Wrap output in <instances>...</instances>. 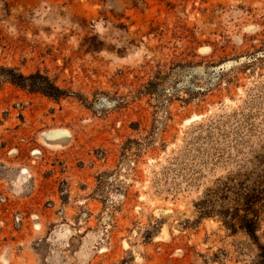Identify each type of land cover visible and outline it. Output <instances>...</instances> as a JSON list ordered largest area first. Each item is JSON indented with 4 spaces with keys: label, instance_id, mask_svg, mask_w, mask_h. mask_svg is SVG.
<instances>
[{
    "label": "rangeland",
    "instance_id": "1",
    "mask_svg": "<svg viewBox=\"0 0 264 264\" xmlns=\"http://www.w3.org/2000/svg\"><path fill=\"white\" fill-rule=\"evenodd\" d=\"M0 66L66 92L0 77V264H264V0H0Z\"/></svg>",
    "mask_w": 264,
    "mask_h": 264
},
{
    "label": "trees",
    "instance_id": "2",
    "mask_svg": "<svg viewBox=\"0 0 264 264\" xmlns=\"http://www.w3.org/2000/svg\"><path fill=\"white\" fill-rule=\"evenodd\" d=\"M0 77L21 87H28L35 92H42L49 96L61 97L66 92L59 88L47 76L41 73L25 75L11 67L0 66ZM264 210V186H258L247 190L246 194L241 193L234 210L224 214L225 223L236 231L237 227L245 229L255 240L259 238L257 231L261 221V214ZM229 216V219L226 218ZM238 225V226H237Z\"/></svg>",
    "mask_w": 264,
    "mask_h": 264
},
{
    "label": "bare ground",
    "instance_id": "3",
    "mask_svg": "<svg viewBox=\"0 0 264 264\" xmlns=\"http://www.w3.org/2000/svg\"><path fill=\"white\" fill-rule=\"evenodd\" d=\"M55 137V136H54ZM63 137H64V135L63 134H59V136L57 137V141L58 140H62L63 139Z\"/></svg>",
    "mask_w": 264,
    "mask_h": 264
}]
</instances>
